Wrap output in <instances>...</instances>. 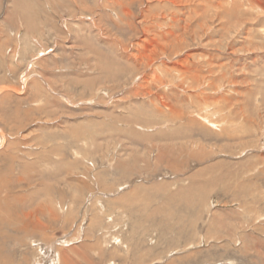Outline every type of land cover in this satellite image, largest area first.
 Wrapping results in <instances>:
<instances>
[{
    "label": "rangeland",
    "instance_id": "374dc122",
    "mask_svg": "<svg viewBox=\"0 0 264 264\" xmlns=\"http://www.w3.org/2000/svg\"><path fill=\"white\" fill-rule=\"evenodd\" d=\"M193 1L0 0V261L264 264V0Z\"/></svg>",
    "mask_w": 264,
    "mask_h": 264
},
{
    "label": "bare ground",
    "instance_id": "6f19581e",
    "mask_svg": "<svg viewBox=\"0 0 264 264\" xmlns=\"http://www.w3.org/2000/svg\"><path fill=\"white\" fill-rule=\"evenodd\" d=\"M152 1H155V2H167L168 4H173V5H176L177 4V2H179V3H181V5H182V3H184V4H187V2H189V3H191V1L192 0H152ZM195 1V0H194ZM193 1V2H194ZM197 1V4H200L201 2L200 1H202V0H196ZM113 2V1H112ZM191 4H193V3H191ZM210 4V3H209ZM189 6H190V4H188ZM155 7H156V9H155V11H153L152 13H151V15L152 16H149L148 17V14H146V13H144L143 12V17H145V18H149V19H144V21L146 22V21H148L149 20V23H153V24H147V25H145L144 26V30L145 31H150V28L152 27V26H154V28H162V27H164L165 28V30H164V28H163V32L162 33H160L161 35H162V38H163V40H168V36L169 37H172L173 35L175 36V34H173L174 33V25H172V27L173 28H171V26H170V28L172 29V30H170V28L168 27V24H167V20H169L170 19V21H172V23L174 24V22H175V16H174V18H173V14H169V16L167 17V15L164 13V11H163V13H162V11H160V6L159 5H154ZM169 6V5H168ZM178 6H180V5H178ZM177 6V7H178ZM98 7V6H97ZM172 7V6H171ZM185 7V6H184ZM183 7V8H184ZM191 7V6H190ZM222 7H223V5H222ZM183 8H182V10H183ZM168 9V8H167ZM171 9H174L173 7L171 8ZM178 9V8H177ZM176 9V10H177ZM205 9V8H204ZM146 11H148V10H146ZM158 11H160L159 12V14H158ZM167 11V10H166ZM178 11V10H177ZM188 11V10H187ZM193 11V10H192ZM129 13V12H128ZM169 13V12H168ZM172 13V12H171ZM181 13V12H180ZM183 13V12H182ZM123 14V13H122ZM184 14V13H183ZM228 16H229V14H230V12H228V13H226ZM124 15V14H123ZM250 15H252V14H250ZM180 16V15H179ZM178 17V16H177ZM182 17V16H181ZM222 19H226L225 18V16L223 15L222 17H221ZM179 19V18H178ZM183 19V18H182ZM181 20V19H180ZM183 21H184V19H183ZM96 22H97V20H96ZM155 23H158L157 25H154ZM180 23V22H179ZM185 23V22H184ZM93 24V23H92ZM63 25V24H62ZM152 25V26H151ZM181 25V24H180ZM179 25V26H180ZM189 25V24H188ZM92 26V25H91ZM143 26V25H142ZM185 26V25H184ZM175 27H177V26H175ZM181 27V26H180ZM187 27V26H186ZM200 27V26H199ZM143 28V27H142ZM185 28V27H184ZM189 28V27H188ZM201 28V27H200ZM178 29V28H177ZM179 29H181V28H179ZM187 29V28H186ZM185 29V30H186ZM191 29V28H190ZM210 30V29H209ZM208 30V31H209ZM178 31V30H177ZM180 31V30H179ZM191 31H192V29H191ZM176 32V31H175ZM198 32V31H197ZM216 32V31H215ZM193 33V32H192ZM134 35V34H133ZM189 35V34H188ZM153 36H155V38L154 39H158V38H161V36L159 35V34H157V33H154L153 34ZM193 36V35H192ZM108 38V37H107ZM183 39V38H182ZM170 40V39H169ZM251 43H253L252 41H250ZM175 44V43H174ZM177 44V43H176ZM131 45V44H130ZM137 45H139L138 43H137ZM161 45V44H160ZM167 45V44H166ZM124 46V45H123ZM171 48L169 49L170 51H166V50H160V55H162V56H164L163 58H165V57H167L168 59H171V55L175 52V47H173L174 45L173 44H171ZM233 46V45H232ZM122 47V46H121ZM125 47V46H124ZM131 47V46H130ZM162 47V46H161ZM185 47V46H184ZM122 49V48H121ZM130 50V49H129ZM133 50V49H132ZM131 50V51H132ZM123 51H128V50H126V48L125 49H123ZM133 52V51H132ZM165 52H168L167 54L165 53ZM125 53V52H124ZM135 54V53H134ZM178 54V53H177ZM176 54V55H177ZM51 55V54H50ZM55 55V54H54ZM140 55V54H139ZM175 55V54H174ZM133 56V55H132ZM184 56V55H183ZM91 57V56H90ZM135 57V56H134ZM141 58V57H140ZM172 58H174V56L172 57ZM188 58H189V55H187V56H185V57H182L180 60H176L175 62H173V64H171V66L170 67H167L168 65H167V63H166V61H162V66H163V68H162V70L163 71H173L174 69L177 71V72H179V73H182V74H188V72H190L191 74H193V75H189V76H186V77H188V78H190L191 79V81H192V83H193V85H199V86H206V88H215L216 87V85L214 86V81H213V79H210L209 78V76H212V74L214 73V70H215V66H213L210 62H208V60H206V61H204V62H201V64H199V63H193V64H190V63H187V61L186 60H188ZM131 59V58H130ZM159 61V60H158ZM142 62V61H141ZM152 62V61H151ZM150 62H148V64H149ZM185 63L187 64V65H185ZM137 64V63H136ZM160 64V63H159ZM169 65H170V63H168ZM146 66H149V65H147L146 64ZM188 68H187V67ZM189 67H192V69H190ZM197 69H196V68ZM82 69V68H81ZM161 69H160V71H162ZM192 70V71H191ZM25 74V73H24ZM196 74V75H195ZM198 75V76H197ZM198 78H199V80H198ZM209 78V79H208ZM28 79V78H27ZM33 79V78H32ZM146 79V78H145ZM185 79V77H181V81H183ZM160 79L159 78H157L156 79V81H158L159 83H163V80L161 79L160 81H159ZM215 80H217L216 78H215ZM4 81H5V79H4ZM143 82H145L144 80H143ZM146 85H147V83H146ZM162 85V84H161ZM30 86V85H29ZM179 86V85H178ZM192 86V85H191ZM220 87V86H219ZM5 91V90H4ZM8 91V90H7ZM212 91V90H211ZM2 92V91H1ZM201 93L203 94L204 93V89L201 91ZM22 94V93H21ZM163 104V106H165V102H163L162 103ZM163 107L162 108H157V112H160L161 114L163 113ZM164 110H167L168 111V113H170L171 115H169L171 118V120H175V119H180L179 117L181 116L180 114L181 113H178V111L177 112H175L173 109H172V107H170V108H168V109H166V108H164ZM16 114H17V111L15 112ZM164 114V113H163ZM165 120H167V119H165ZM21 121V120H20ZM215 123H217V120L216 121H214ZM19 123H21V122H19ZM18 123V124H19ZM186 125H191L192 127H189L190 128V130L192 129V130H194L195 129V126L194 125H198V127H199V129L197 128V129H195V131H194V133L196 134V135H198V136H207V134H205L204 132H200V131H202V129H203V125H201L200 123H198L197 124V122L194 120V119H190L189 120V122L186 124ZM213 125V124H212ZM186 127H188V126H186ZM186 129H188V128H186ZM178 133H176V134H180L179 132V130H176ZM181 134H183V133H181ZM138 135V134H137ZM141 135V134H140ZM139 135V136H140ZM179 136V135H178ZM140 137H142V135L140 136ZM147 137V136H146ZM150 150V149H149ZM7 153H9V154H0L2 157L3 156H8V158H10L11 160H13V161H19V159H20V156H22V155H19V154H15V153H11V151H8ZM11 154H13V155H11ZM4 160V159H3ZM22 165V164H21ZM23 166V170H26L27 169V166H29V165H27V163H25V164H23L22 165ZM9 169H11V168H9ZM5 171V170H4ZM5 175V174H4ZM3 175V176H4ZM39 175V174H38ZM4 179H5V176L3 177ZM2 178V181L1 182H3V179ZM4 186H2V185H0V192H3V191H5L4 190V188H3ZM7 187V186H6ZM9 189V188H8ZM7 190V189H6ZM8 191V190H7ZM5 194V193H4ZM8 198H9V195L6 193V195L5 196H0V228H2V226L4 225V224H7L8 226L11 224V222L9 221V219H8V216H9V213H8V207H6L7 208V210H6V208L4 207L3 208V206H2V204H1V201L3 200L5 203H9L8 202ZM10 201V200H9ZM16 201V200H15ZM18 201V200H17ZM9 205V204H8ZM57 207V206H56ZM11 209V208H10ZM50 210V209H49ZM53 211V210H52ZM10 212V211H9ZM56 214V213H55ZM55 217V216H54ZM11 218V217H10ZM58 219V218H57ZM4 221H5V223H4ZM5 228V227H4ZM2 230H4V229H2ZM5 231H6V229H5ZM1 234V233H0ZM64 243V242H63ZM10 262V261H9ZM0 264H11V263H8L7 261L5 262V261H0Z\"/></svg>",
    "mask_w": 264,
    "mask_h": 264
}]
</instances>
